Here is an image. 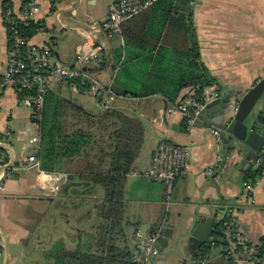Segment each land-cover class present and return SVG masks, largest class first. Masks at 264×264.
<instances>
[{"label": "crops", "instance_id": "0c3cea01", "mask_svg": "<svg viewBox=\"0 0 264 264\" xmlns=\"http://www.w3.org/2000/svg\"><path fill=\"white\" fill-rule=\"evenodd\" d=\"M4 1L0 0V77L10 53L3 21ZM9 1L13 12L22 15L25 0ZM114 1L39 0L37 20L43 29L28 44L32 49L48 46L52 63L81 68L100 83L94 93L90 89L81 92L61 81L55 82L51 90L67 97L65 88L72 87L79 96L67 98L88 112L116 107L144 122L143 146L125 182V219L104 227L95 208L102 199L100 187L91 192L82 190L80 194L73 193L71 188L65 193L67 174L47 173L39 168L8 174L0 183V264H21L25 257L31 256L30 244L40 251H53L59 244L68 249L96 250L103 240L131 253L134 260L143 264H190L201 245L188 248L187 239L177 242V237L189 232L195 219L215 222L220 208L228 206L236 210L241 240L256 244L264 237V176L250 190L246 189L247 172L242 171L239 162L233 170L226 166L220 176L210 179V171L215 172L218 166L215 140L208 127L201 123L185 128L180 117L168 114L169 101L160 92L143 97L116 94L117 91L142 94L157 82H165L159 77L151 80L157 61L169 66L175 55L189 47L214 81L204 94L217 88L221 98H230L232 103L239 101L264 78V0L158 3L123 24L127 23L131 34L143 29L148 39L145 45L125 39L123 27L110 37L97 28ZM95 45L102 47L101 56L109 55L103 68L100 63L78 62L79 53H89ZM115 50L121 52L119 60L114 57ZM193 90L192 86L183 88L177 100L189 97ZM217 112L215 106L205 108L201 120L210 125L218 119ZM233 127L230 122L231 132ZM37 132L32 104L21 98L15 88L0 87V139L6 143L0 147L11 163L18 164L36 151L37 145L31 139ZM162 139L188 146L192 152L190 169L177 180L170 206L165 185L145 176L154 149ZM166 217L168 231L160 242L163 250L155 260H146L137 250V241L158 231ZM207 260V264H230L221 249L216 248ZM236 264L250 262L244 256Z\"/></svg>", "mask_w": 264, "mask_h": 264}, {"label": "trees", "instance_id": "16d2710c", "mask_svg": "<svg viewBox=\"0 0 264 264\" xmlns=\"http://www.w3.org/2000/svg\"><path fill=\"white\" fill-rule=\"evenodd\" d=\"M164 1L174 3L179 0H160L155 5ZM9 8H12L10 1H4L3 11ZM126 24L122 26L125 39L141 45L148 43L143 29L140 33L131 34ZM17 28L23 37L30 40L43 26L40 22L28 21L19 22ZM8 37L11 49L9 32ZM155 44L157 46L158 43ZM114 57L119 60L121 52L115 50ZM108 58L107 54L101 56L100 68L106 65ZM156 77L165 82H157L142 94L131 91H117L116 94L143 97L160 92L168 100L178 101L177 94L183 88L192 86L194 96L201 100L204 98L205 88L214 84L206 68L198 62V55H194V50L189 47L184 53L175 55L169 66L158 60L151 72V80ZM74 82L81 92H87L91 87L88 80L83 78ZM28 95L27 92L20 93L22 98ZM183 125L187 128L185 121ZM144 135V122L139 117L129 116L116 107L91 113L57 91L50 90L45 100L42 139L38 152L39 169L47 173L67 174L69 180L63 187L65 193L71 188H74L73 193L80 194L82 190L91 192L100 187L102 199L95 208L103 226L112 227L113 221L125 219V182L141 152ZM2 152L4 149L0 147V153ZM263 176L262 169H252L246 174L245 180L255 185ZM228 220V217L215 220L211 238L200 246L194 258L208 259L212 249L216 248L221 249L230 264H236L239 258L249 257L254 250V257L264 262V237L256 244L241 240L238 236L229 239ZM151 232H154L153 229ZM49 256L54 261L52 264H143L134 260L131 253L109 245L106 240L96 250L68 249L59 244Z\"/></svg>", "mask_w": 264, "mask_h": 264}, {"label": "built area", "instance_id": "2783aa9c", "mask_svg": "<svg viewBox=\"0 0 264 264\" xmlns=\"http://www.w3.org/2000/svg\"><path fill=\"white\" fill-rule=\"evenodd\" d=\"M160 0H116L108 7L107 17L99 23L98 29L107 36H113L121 32L122 25L140 13L150 9ZM195 3L196 0H187ZM22 15H17L12 8L7 9L3 14V21L10 34L12 47L9 53L7 67L0 77V87H13L17 92H27L28 96L23 97L25 101L32 104V118L37 125L38 132L31 139V143L36 144V151L28 156L24 161L12 165L6 153H0V183L8 174H14L20 170L39 168L38 152L42 139V122L47 93L51 90L55 82L61 81L77 88L75 80L90 79L92 93L96 92L100 86L98 80L88 76L87 72L81 68L55 64L51 61V49L44 46L40 49H32L29 40L21 35L17 26L19 22L38 23L37 16L40 13L39 0H25ZM102 47L95 45L89 53H79L78 62L82 65L99 64ZM220 97V93L215 88L211 94L204 95L198 100L194 93L178 101L168 100L167 112L170 116L180 117L186 122L187 128H192L196 119L202 117L206 105L209 101ZM22 98V97H21ZM231 113L234 115L238 109V101L230 105ZM230 121L223 125L216 126L212 131L218 138L221 135H231L229 129ZM0 145L6 146L0 139ZM192 152L190 147L174 143L168 139L159 141L152 155L151 166L145 171V176L165 185L166 202L172 204V196L177 180L184 176L190 169ZM253 169L264 171V148L258 153ZM213 173V170L210 171ZM246 189L250 190L253 184L245 182ZM229 218L227 236L233 239L238 236L236 210L232 206L222 209L218 214V219ZM167 225V217L153 234L139 238L137 250L146 260H155L160 253V242ZM244 241H247L244 239ZM233 248V247H232ZM231 250L233 251V249ZM250 264H264V262L254 257V250L248 257ZM207 259L193 258L190 264H207Z\"/></svg>", "mask_w": 264, "mask_h": 264}, {"label": "water", "instance_id": "95a60500", "mask_svg": "<svg viewBox=\"0 0 264 264\" xmlns=\"http://www.w3.org/2000/svg\"><path fill=\"white\" fill-rule=\"evenodd\" d=\"M88 82L91 84V80ZM231 104L230 98H215L206 105V109L217 107L218 119L210 125L203 123L201 118L195 120L194 125L204 124L215 140L216 166L218 169L211 174L210 179L212 180L220 176L226 166L233 170L239 162H242V168H244L242 171L248 173L253 169L258 153L264 148V78L238 101V109L234 115L231 113ZM224 120L233 122V132L231 135L223 134L217 138L212 131L216 130V126H219ZM170 141L176 143L173 140ZM14 162L11 164L14 165ZM213 225L214 221L211 219H202L199 222L195 219L191 230L180 234L177 237V242L181 239H187L188 248L199 247L209 240ZM169 226L170 224L167 227ZM167 231L168 228L164 232V236ZM176 248L177 244L174 250ZM160 250H163V245H161ZM6 254L8 256V252Z\"/></svg>", "mask_w": 264, "mask_h": 264}, {"label": "rangeland", "instance_id": "374dc122", "mask_svg": "<svg viewBox=\"0 0 264 264\" xmlns=\"http://www.w3.org/2000/svg\"><path fill=\"white\" fill-rule=\"evenodd\" d=\"M65 93L69 99H75L79 95L74 92L72 87L65 88ZM91 103V102H90ZM94 204H91V206ZM55 250V249H53ZM28 251L31 254L30 257H25L21 264H52L54 261L50 258V251H40L38 250L34 244H30L28 247Z\"/></svg>", "mask_w": 264, "mask_h": 264}]
</instances>
